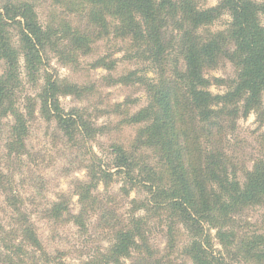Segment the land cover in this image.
Wrapping results in <instances>:
<instances>
[{
    "label": "trees",
    "instance_id": "obj_1",
    "mask_svg": "<svg viewBox=\"0 0 264 264\" xmlns=\"http://www.w3.org/2000/svg\"><path fill=\"white\" fill-rule=\"evenodd\" d=\"M67 1L74 13L84 18L92 44L110 36L124 45L126 59L146 63L145 69L150 67L131 70L118 81L145 88L146 106L130 121L139 124V147L150 149L166 172L165 177L153 179L150 170L140 168L149 198L138 205L132 201L127 226L105 222L108 242L78 264H154L152 258L147 261L141 256L144 251L150 254V250L139 212L151 208L154 212L166 208L177 219L178 227L188 234L183 251L190 264H220L211 230L215 231L218 245L227 251L231 245L227 229L233 227L235 217L264 205V0H218L211 7L207 0ZM81 7L86 8L80 10ZM224 16L229 19L225 29L211 30ZM51 23L42 25L30 3L8 1L0 5V61L4 63L0 75V120L13 119L7 147L15 154L26 135V117L35 111V98L23 96L27 103L22 107L24 112L17 106L26 82L22 73L32 84L48 36L67 29L57 30ZM54 28L56 31L52 32ZM69 32L75 46L86 42L83 31L75 28ZM220 56L233 66L234 75L207 78L205 72L216 66ZM109 59L100 57L95 66L111 70L113 61L103 62ZM149 73L152 77L147 76ZM44 81L36 94L39 111L47 120H53L67 138H73L79 124L73 114L63 112L58 97L63 89L76 87ZM212 85L223 91L212 93ZM250 114L262 129L260 151L251 167L239 172L227 162L217 141L225 135L221 128L225 121L235 124ZM113 154L116 170L94 172L90 181H104L123 170L130 174L134 168L132 155L120 146L113 147ZM3 191L16 228L5 232L0 224L8 238L12 236L9 245H0V264H28V260L31 264H64L51 261L29 218L15 208V196ZM77 196L81 205L77 215H71L65 205L56 201L48 210V217L57 221L67 215L80 229L79 218L86 202H93L94 197L81 192ZM166 234L172 245L174 231L167 228ZM239 240L238 255L264 264V231L248 232Z\"/></svg>",
    "mask_w": 264,
    "mask_h": 264
},
{
    "label": "rangeland",
    "instance_id": "obj_2",
    "mask_svg": "<svg viewBox=\"0 0 264 264\" xmlns=\"http://www.w3.org/2000/svg\"><path fill=\"white\" fill-rule=\"evenodd\" d=\"M8 1L30 3L42 25L52 22L51 26H56L57 30L67 29L63 33L50 34V38L48 36L41 48V64L32 84L22 73V79H26V82L17 106L24 112L22 107L26 101L22 99L23 96L35 98V111L32 116L26 117V135L17 154L7 147L13 119L3 117L0 120V224L5 232L16 228L11 217L12 210L6 206L4 189L15 196V208L22 210L29 218L51 261L78 264L80 260H86L94 249L102 248L108 242L105 222L127 226L132 201L138 205L149 198L142 185L140 168L150 170L153 179L166 176L164 168L157 161L158 157L150 149L139 147L136 141L139 124L130 121L133 114L146 106L145 88L140 84L118 81L131 70H144L146 63L126 59L122 51L124 45L110 36L92 44L84 18L80 13H74L67 0H0V5ZM217 1L207 0V6H215ZM85 8L81 7L80 10ZM228 20L224 16L213 24L211 30L223 31ZM75 28L83 31L87 38L80 46L73 44L74 37L69 32ZM100 57L110 58L103 62L113 61V69L96 67L95 63ZM3 70L4 63L0 61V75ZM205 75L210 79L230 78L234 75V69L220 56L216 66L207 70ZM147 76L152 77V74ZM47 79L57 81L62 86L76 87L63 89L58 97L63 112L73 114L79 124L73 138H67L53 120H47L39 111L36 94H39L40 87ZM210 90L216 94L221 93L223 88L212 85ZM255 120V116L250 114L238 119L235 124L225 121L221 127L225 135L217 143L227 162L236 171L249 169L260 151L259 134L262 129ZM114 146H120L132 155L133 170L129 175L123 170V173L104 181H90L94 172L116 170ZM79 192L85 196L91 193L94 197L93 202H86L79 218L80 229L67 215L57 221L48 217V210L56 201L65 205L71 215H77L81 208L77 196ZM139 214L145 224V243L150 250V254L143 250L141 256L147 261L152 258L154 264H190L183 251L188 234L178 227L177 219L170 211L164 208L154 212L151 208ZM233 221V227L227 229L231 233V245L227 251L218 245L215 231L211 230L215 256L219 257L220 264H257L248 257L238 255L236 247L240 236L251 231H264V205L244 210ZM2 228L0 245L6 242L7 246L12 236L9 239ZM167 228L174 231L172 245L168 243ZM27 263L31 264V261Z\"/></svg>",
    "mask_w": 264,
    "mask_h": 264
}]
</instances>
